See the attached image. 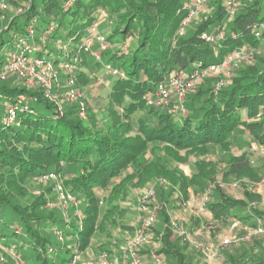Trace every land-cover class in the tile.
<instances>
[{
    "label": "trees",
    "instance_id": "1",
    "mask_svg": "<svg viewBox=\"0 0 264 264\" xmlns=\"http://www.w3.org/2000/svg\"><path fill=\"white\" fill-rule=\"evenodd\" d=\"M226 1L206 0L200 12H208L205 17L189 34L179 35L186 0H13L21 3V11L0 32V255L17 258L19 264H75L96 231L95 195L90 192L104 190L114 177L130 176L127 169L152 142L189 150L214 143L228 151L240 131L248 134V143L264 147V66L250 64L232 72L220 88L199 86L183 111L155 102L158 83L171 73H190L257 43L253 27L264 22V0H230L238 3L234 15ZM103 19L111 30L103 35L101 29L99 35L96 28ZM209 27L212 33H224L217 44L201 39ZM97 37L104 49L93 45ZM12 54L31 65L37 60L70 68L64 74L74 88L86 85L90 73L108 72L103 111L109 125L102 126L89 109L87 120L71 108L61 111L46 90L20 84L22 77L7 69ZM250 154L228 155V172L253 169ZM48 174L61 176L65 190L81 193L85 218L72 220L64 211L57 215L56 197L33 194L29 185L47 183L49 178L41 179ZM253 174L264 178V163ZM248 190H243V198L251 201L246 208L243 199L212 188L206 216L220 226L239 221L255 227L262 216L250 206L260 194ZM162 214L160 232L153 224L149 229L159 243L157 253L167 264L169 257L190 264L178 245L181 238ZM117 220L113 217L111 223L127 230L135 226ZM258 236L242 247L224 248L221 264H264V242Z\"/></svg>",
    "mask_w": 264,
    "mask_h": 264
},
{
    "label": "rangeland",
    "instance_id": "2",
    "mask_svg": "<svg viewBox=\"0 0 264 264\" xmlns=\"http://www.w3.org/2000/svg\"><path fill=\"white\" fill-rule=\"evenodd\" d=\"M207 1L209 4L214 3V0ZM20 7L21 3L15 4L13 0H0V32L5 28L9 18L14 16V14L20 13ZM207 13H200L194 18L190 25L185 28L184 35L189 34ZM101 29H104V35L111 30V26L103 19L96 28V32L99 35ZM206 31L212 32V27H209ZM94 44L101 46L100 39L94 40ZM250 48L253 52L252 62H238L236 66L230 68L231 73L241 71L250 64H253V67L258 69L264 66V40H257V43L251 45ZM67 69L63 66L62 68H54L53 72H45L43 67L32 66L30 62H25L23 66L24 74L21 76L19 83L28 87H41L46 90L49 92L47 95L50 96V99L56 103L61 111L71 108L76 112L78 111L80 118L87 120L86 110L89 109V113L95 115L97 121H101L102 126L106 127L107 124L109 125L106 112L103 111L104 104L107 101V89L103 81L110 79V74L99 69L96 76L91 73L88 75L90 79L86 82V85H79L77 88L72 89L66 82L67 78L64 73L68 72ZM9 74L11 73L8 72L7 75ZM37 75L47 77L45 84L36 79ZM218 80V74L215 73L203 80L206 83H197L186 92L183 106L190 103L191 93H194L199 86H211L214 88ZM48 85L50 86L47 88L46 86ZM71 91L74 93L72 94ZM178 114L180 115L181 113L179 112L176 115ZM235 136H237L235 144L228 151L221 145L214 143L190 150L181 148L182 146L167 147L157 141L145 146L138 157V162L127 169V172L131 174L130 176H126L125 173L123 177H114L104 190L90 192V194L94 192L93 194L95 195L94 203L97 209L96 231L75 264L81 262L97 264L98 257L102 251H117L125 244L126 240L133 235L134 229L139 222V216L145 212H152V209L141 211L143 195L149 189L154 192V196L150 200V206L157 207L152 223L153 226L160 232L163 225L160 223L159 216L163 213L162 216L168 218L169 224L175 221L177 225H182L187 232L189 241H187L186 245L181 240H178L179 247L183 246L182 253L188 258L187 260L184 259V261H190V264H221L220 256L224 248H221L217 256L213 258H207L202 249L205 246L211 248V246L218 244L221 236L227 232L234 221L221 224L220 226L217 222L210 220L208 215L205 216L206 213L204 211V216H201L199 213L203 212L197 209L194 203H196L198 197H201L202 193L205 192L209 196L212 188H223L224 192L231 193L232 197L243 199L244 203H246V208L249 207L251 201L243 198V190L246 189L247 191L250 189L255 193H259L260 196L256 200L257 202H252L250 207L253 206L262 216L256 218V223L257 220H261L264 225V178L255 177L256 175L254 176V174L252 176L254 169L264 163L262 151L256 149L259 144L246 141L248 140L246 132L240 133L238 131ZM243 150L251 152L250 159L255 167L245 171V174L235 175L229 173L227 170L228 155H237ZM136 169L138 171H135ZM44 179L46 178L43 175L41 180ZM49 179L47 183H43L45 182L43 181L37 185H29L33 194H43L42 196L46 199H50L52 196L56 197L53 201L58 204L57 215H62V211H64V216L72 220L85 218V212H83L85 210L84 198L81 193L70 190V187L66 188L67 190L65 191L71 195V201L64 205L66 207L64 209L57 193V185L59 184L63 187L61 184L62 177L54 174V177ZM200 188H204V190L201 191L199 190ZM51 202H49L50 205H47L49 209L53 208ZM118 214L119 217H117ZM113 217L118 219L117 223L121 222L135 226L130 230L123 229L121 224L111 223ZM244 226L241 222L237 223L238 234L245 233ZM158 231L154 235H157ZM258 237L260 240L263 239L262 242H264V232ZM155 238L156 236H152V233L148 232L146 242V246L149 248L148 252L155 247H159ZM243 242L245 241L231 243L227 248L242 247ZM69 255L70 253H66V256ZM168 260L170 264H177L175 257H169ZM0 263L19 264L17 258H13L6 253H1ZM164 263L167 264V259H165Z\"/></svg>",
    "mask_w": 264,
    "mask_h": 264
},
{
    "label": "built area",
    "instance_id": "3",
    "mask_svg": "<svg viewBox=\"0 0 264 264\" xmlns=\"http://www.w3.org/2000/svg\"><path fill=\"white\" fill-rule=\"evenodd\" d=\"M205 3L206 0H186L185 8L187 12L185 17L181 21L180 28L178 31L179 35L184 34L185 28L189 26L190 23L193 21V19L200 14ZM226 3L229 6V14L234 15L238 9V3L236 1H230V0L226 1ZM253 34L257 40L259 39L264 40V22L255 25L253 27ZM200 36L201 39H203L206 43L217 44L220 40H222L224 33L222 31H219L217 33H212L210 31H203L200 34ZM97 39L98 40L100 39V42L103 40L100 37H97ZM89 46L87 47V49L89 48ZM100 47L104 49L105 45L101 42ZM250 49H251L250 46L241 47L234 52L226 54L219 61L212 62L206 65L205 67L193 68L190 73L180 72V73L171 74L166 79L158 83L155 92L156 104L162 106H168L170 110L173 112L183 111V101L185 100L186 92L189 89L195 86L199 81L205 79L207 76L215 73L223 76V78H219L216 85V87L218 88L222 87L226 82L224 77H230L231 75L230 68L236 66L238 62L241 63L252 62L253 52ZM90 53L98 57L97 52L91 51ZM25 62L28 61L23 56L12 54L7 63V69L22 76L24 74L23 66ZM32 64L38 67L40 66L43 67V71L45 72H50V71L53 72L54 69L52 65L48 63L43 65L37 60H35ZM108 68L111 70V73L113 75L118 74V70L116 68H111L110 66ZM67 70L68 72L71 71L70 68H68ZM36 79L39 82L45 84L47 77L37 75ZM67 85L72 89H75L73 87L74 81L71 77L68 79ZM49 86L50 85L46 87L48 88ZM71 93L73 94L74 92L71 91ZM256 149L262 151V155L264 158V147L258 145ZM51 177H54V175L48 174L47 176H45V178H51ZM57 193L63 208H66L64 205L68 201H71V195L68 192H66L64 188L59 184L57 185ZM153 196H154L153 190L152 189L147 190L143 195L142 206H141L142 212L149 209L150 210L152 209V212L142 213V215L139 216V222L134 229L133 235L126 240L125 244L119 250L110 251V252L102 251V253L98 257L97 264H149V263L165 264L163 257L157 253L156 247L148 252L146 262H145V258L142 256L140 252V247L147 242L148 232L150 226L154 221V217L156 214L155 211L157 207L152 206L153 207L152 208L150 206L151 203L150 200L151 198H153ZM208 199H209L208 194L205 192L202 193L201 197H198L196 203H194L195 207H197V209L203 212L204 209L206 208V203ZM237 223L239 222L238 221L233 222L232 226H230L227 232H225V234L221 236V239L218 244L211 246V248L205 246L202 249V252L207 258L216 257L217 253L221 248H225L229 246L231 243H236L239 241H250L254 236H258L264 232V225L261 222V220H257L255 227L252 228H248L245 225L244 234H238V231L236 229ZM171 224L174 227L175 234L179 238H181L182 241H189L187 232L183 229L182 225H177L175 221H172ZM156 244L158 246L159 243ZM79 264H95V263L81 262Z\"/></svg>",
    "mask_w": 264,
    "mask_h": 264
},
{
    "label": "crops",
    "instance_id": "4",
    "mask_svg": "<svg viewBox=\"0 0 264 264\" xmlns=\"http://www.w3.org/2000/svg\"><path fill=\"white\" fill-rule=\"evenodd\" d=\"M202 81H199L198 83H202ZM201 216L203 215L204 216V212L203 213H199ZM206 216V215H205ZM147 243H145L144 245H142V248H140V252L142 254V256L145 258V262H146V258L148 256V247L146 246ZM158 249V248H157Z\"/></svg>",
    "mask_w": 264,
    "mask_h": 264
},
{
    "label": "clouds",
    "instance_id": "5",
    "mask_svg": "<svg viewBox=\"0 0 264 264\" xmlns=\"http://www.w3.org/2000/svg\"><path fill=\"white\" fill-rule=\"evenodd\" d=\"M113 75V74H112ZM115 76V75H114ZM65 190V189H64ZM78 214H80V213H78Z\"/></svg>",
    "mask_w": 264,
    "mask_h": 264
}]
</instances>
